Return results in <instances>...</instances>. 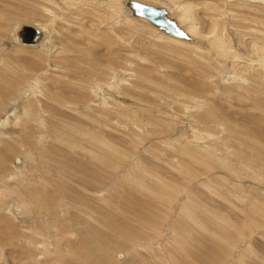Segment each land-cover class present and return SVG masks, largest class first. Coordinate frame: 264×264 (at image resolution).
<instances>
[{"label": "rangeland", "instance_id": "rangeland-1", "mask_svg": "<svg viewBox=\"0 0 264 264\" xmlns=\"http://www.w3.org/2000/svg\"><path fill=\"white\" fill-rule=\"evenodd\" d=\"M137 1L227 50L120 0H0V119L27 111L0 131V264H264V0Z\"/></svg>", "mask_w": 264, "mask_h": 264}, {"label": "bare ground", "instance_id": "bare-ground-1", "mask_svg": "<svg viewBox=\"0 0 264 264\" xmlns=\"http://www.w3.org/2000/svg\"><path fill=\"white\" fill-rule=\"evenodd\" d=\"M48 3H52V2H56L58 0H44ZM63 1V0H62ZM65 1V0H64ZM168 1V0H167ZM118 2V1H116ZM121 4V11H120V16L124 18L123 22H127L125 21V18L129 19L128 17L130 18H136V19H141V20H144L147 24H149V26H151L152 28H154L157 32L159 33H155V36L157 39H167V40H174L175 42H177L178 44L182 45V46H187L186 44L188 45H193L191 46L192 48H201L202 46H205L207 47L208 49H205V47L202 49L201 48V52L202 53H209V51H211L213 48H217V50H219L221 53H225V46H226V43L224 40H221L219 38H215L214 36H212L211 38H213L214 40L211 41L208 37L205 38H202L199 39V38H195L194 35H195V31H196V27L195 26H186V25H182L184 19L183 16L179 15L178 17L175 15H173V13L169 10V9H166L164 10V5H161L160 7L159 6H152V5H148V4H144L142 2H139L137 0H120L119 2ZM109 4V3H108ZM120 6V5H119ZM127 6V7H126ZM146 6L147 7H152L154 9H162L164 10V14H163V18H165V20L167 21H170L173 23L174 25V28L172 29L171 27L167 26V25H158L157 27L161 28V29H158L155 26V24L150 25V20L147 19L146 17H138L137 14L139 15V13L141 14L142 12H145V9H146ZM190 6V5H188ZM124 7V8H123ZM47 10V9H46ZM123 11V14L121 15ZM47 12V11H46ZM117 12V11H116ZM171 12V13H170ZM190 13V12H189ZM126 17H125V16ZM191 17V16H190ZM192 18V17H191ZM130 20V19H129ZM161 20V19H160ZM176 20V21H175ZM156 21V20H155ZM157 22V21H156ZM211 24V23H210ZM116 25V24H115ZM23 26H31V28H35L37 31H38V39H37V43L34 45V46H30V45H23L21 44L20 42L18 43L17 42V38H16V34L17 32L19 31V29ZM9 35V34H8ZM27 33L26 32H23L21 34V36L23 37V39H25ZM258 35V34H257ZM123 40V39H121ZM10 41H13L14 42V45L18 47H22V48H29V49H35L39 52H43L44 54H51L55 48L54 45L52 46V39H51V33L49 32L48 29L46 28H43V27H38V26H33V25H29V24H20L16 27L13 28V30L11 31V40ZM184 42V43H183ZM186 43V44H185ZM229 47V46H228ZM258 47V46H257ZM256 47V48H257ZM261 47V46H260ZM264 47V46H263ZM17 48V47H16ZM45 49V51H42L41 49ZM230 48V47H229ZM20 49V48H19ZM260 49V48H258ZM264 49V48H263ZM22 50V49H21ZM257 50V49H256ZM229 51V50H228ZM259 51V50H258ZM257 52V51H256ZM263 52V51H262ZM214 53V52H213ZM235 53V52H233ZM260 53V52H259ZM43 54V55H44ZM259 55V54H258ZM263 55V53L261 54ZM205 56V55H204ZM213 56V55H212ZM264 57V56H263ZM214 58V57H213ZM260 58V57H259ZM262 58V57H261ZM217 60V59H216ZM250 60V59H249ZM260 65V64H259ZM256 66V65H255ZM263 66V65H262ZM41 67V66H40ZM250 67V66H249ZM258 67V66H257ZM263 68V67H262ZM234 73V72H233ZM258 73V72H257ZM260 73V71H259ZM234 75V74H233ZM260 75V74H259ZM257 76V75H256ZM253 77V76H252ZM263 77V76H262ZM237 78V77H236ZM242 80V79H241ZM244 80V79H243ZM31 95V92L30 91H25L24 92V96H28V97H25L26 100H33L32 98H34V96H32L31 98H29V96ZM25 102V101H24ZM27 102V101H26ZM27 104V103H25ZM33 104V103H32ZM22 106H24L23 104H20ZM19 105V106H20ZM18 108V107H17ZM29 108V107H28ZM10 109V108H9ZM20 109V108H19ZM18 109V110H19ZM13 110V109H12ZM26 115H27V111L26 109H24L23 107H21V110L19 111H7V113H5V115L0 119V129H3V130H0L3 134V132L5 131V133H7L9 131V127L11 128V125L14 124V123H17V121H19L20 119L25 122V118H26ZM20 120V122H22ZM24 124V123H23ZM39 124V123H38ZM14 126V125H13ZM12 126V127H13ZM8 127V128H7ZM7 128V129H6ZM6 129V130H4ZM205 135H208V134H205ZM207 137V136H205ZM210 138V137H209ZM212 138V137H211ZM204 139V138H203ZM196 144V143H195ZM67 148V147H66ZM19 156V155H18ZM16 157V156H15ZM20 159V157H19ZM16 160H18V157L13 159L12 163H13V166H15L17 169H20L22 164L21 162L19 164H15L14 163L16 162ZM38 247H41L40 245Z\"/></svg>", "mask_w": 264, "mask_h": 264}, {"label": "water", "instance_id": "water-1", "mask_svg": "<svg viewBox=\"0 0 264 264\" xmlns=\"http://www.w3.org/2000/svg\"><path fill=\"white\" fill-rule=\"evenodd\" d=\"M164 12L165 11L162 9H159V8L154 9L152 7L146 6L145 12H142L141 14L139 13V15L137 14V16L141 17V18L146 17L147 19L150 20V22H149L150 25L153 26V24H155L154 27H156L158 29H161V28L157 27L158 25H167L173 29L174 28L173 23L170 21H167V20H165V18H163ZM23 32L27 33L25 39H23V37L21 36V34ZM38 37H39L38 31L33 27L31 28V26L21 27L16 34V38H17L18 43L20 42L23 45H30V46H34L37 43ZM20 162H21V160L18 158V160H16V162L14 164H19Z\"/></svg>", "mask_w": 264, "mask_h": 264}]
</instances>
